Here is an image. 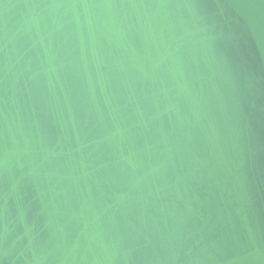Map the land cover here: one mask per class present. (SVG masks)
I'll use <instances>...</instances> for the list:
<instances>
[{
    "label": "water",
    "instance_id": "95a60500",
    "mask_svg": "<svg viewBox=\"0 0 264 264\" xmlns=\"http://www.w3.org/2000/svg\"><path fill=\"white\" fill-rule=\"evenodd\" d=\"M0 264H264V0H0Z\"/></svg>",
    "mask_w": 264,
    "mask_h": 264
}]
</instances>
